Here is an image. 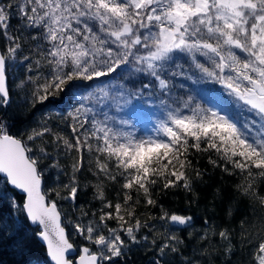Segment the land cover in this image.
I'll return each instance as SVG.
<instances>
[{
    "label": "snow or ice",
    "instance_id": "obj_1",
    "mask_svg": "<svg viewBox=\"0 0 264 264\" xmlns=\"http://www.w3.org/2000/svg\"><path fill=\"white\" fill-rule=\"evenodd\" d=\"M0 37V107L11 104L9 71L19 67L27 105L70 93L78 104L67 112L68 133L48 119L13 133L0 117V206L19 214L9 220L0 211V236L21 237L23 251L27 224L53 264H114L149 240L142 230H155L153 264H171L169 253L187 247L175 233L194 218L169 212L157 197L196 193L209 171L204 159L240 178L235 191L252 215L236 229L205 218L198 258L186 264H212L215 253L245 247L247 264H264V0H0ZM50 170L53 187L45 183ZM86 172L94 182L82 185ZM88 187L99 201L94 210L76 204ZM61 201L79 215L69 218ZM141 208L159 214L142 221ZM225 216L234 218L231 206Z\"/></svg>",
    "mask_w": 264,
    "mask_h": 264
},
{
    "label": "trees",
    "instance_id": "obj_2",
    "mask_svg": "<svg viewBox=\"0 0 264 264\" xmlns=\"http://www.w3.org/2000/svg\"><path fill=\"white\" fill-rule=\"evenodd\" d=\"M13 23H15V20ZM4 43L5 41L3 37H0V45H3ZM25 75V70H21L15 79H11L9 76V83L12 89V100L10 106L0 107V117H3L4 120L12 126L11 131L13 133H17L29 127H36L37 122L43 119H48L50 126L56 128L58 131L65 132L66 127L63 124L65 119L64 121L62 119L65 113V107L67 105L70 107V102L64 106L56 104L55 101L52 104L45 106L37 105L35 108L27 105L25 103L26 89L17 87L20 81L25 78ZM27 75H31V73H27ZM175 82L177 85L179 83H186L191 87L190 82L181 80L180 78H177ZM202 87L219 88V85H202ZM185 91L186 90H179L178 94L184 95ZM57 102L60 101L58 100ZM53 107L57 109L55 113L50 111ZM102 111H108V109L103 106ZM109 114L111 115L112 113L110 112ZM60 159L62 163H67L63 156H61ZM85 160L87 163V156H85ZM200 166L208 168L209 171L203 182L196 183V193L190 194L182 189H173L166 193L159 194L157 197L160 200V203L163 204L164 208L169 212L189 215L194 218L192 225L188 227L187 231H178L175 233L185 238V244L187 247L182 246L181 253H169L168 260L171 261V264H186L188 258H198V250L202 247V245L198 243V236L206 229V225L202 222L205 218H211L213 225L217 226V228L228 227L236 229L237 222L242 217H251L252 215V210L249 207L248 202L243 200L235 191V184L239 182V177H229L226 174L221 173L218 169L213 170L204 159L200 161ZM56 177V170L46 171V186H55V183L57 182ZM59 179L67 182V178L64 176H60ZM81 182L82 185L94 182V178L90 173L86 172L85 177L82 178ZM217 189L220 190V196H215ZM113 194L114 190L109 186V196L111 197ZM78 196L79 198L76 202L78 206H83L89 210H94L99 206V201L93 199V189L90 187L83 188ZM190 201L191 204L189 203ZM229 206H231L235 212V216L232 219H226L225 216V209ZM61 207L68 213V216L73 219L79 215L78 210L74 209L69 201H61ZM0 211L3 212L5 219L10 220L19 216L14 210L13 215L9 216V207L7 203L0 206ZM140 212L143 213L140 217L141 220L148 219V212L157 215L159 214V210L153 208H141ZM17 222L19 223V220ZM153 223L156 224L159 223V221ZM161 223L164 224L163 222ZM157 229L160 231L165 230V228L162 230V228H159L158 226ZM25 231L27 238L25 239L23 251H21L18 244V240L21 237H12L9 234L0 236V264H51L48 260L45 247L39 241L37 236L32 235V228L26 224ZM154 231L155 230L149 231L148 229L142 230L141 235H148L149 240L142 241L139 245H132L130 253L125 257L116 258L114 264H153V261L157 259L158 255L156 247L151 244ZM189 232L193 233L191 238L188 237ZM261 235L264 236V233H261ZM259 238V236L256 237V239ZM238 239L239 238L237 237V240L234 242H238ZM79 240V237L74 236V243ZM213 241L214 245L224 243L223 241H220L218 237H214ZM161 242L162 241L157 238V245ZM194 249L197 250L196 253H194ZM211 259L212 264H228L229 260L231 261V264H247V261L249 260V250L245 247L243 251L237 250L235 254L230 257L224 255L221 250L220 252L215 253Z\"/></svg>",
    "mask_w": 264,
    "mask_h": 264
},
{
    "label": "rangeland",
    "instance_id": "obj_3",
    "mask_svg": "<svg viewBox=\"0 0 264 264\" xmlns=\"http://www.w3.org/2000/svg\"><path fill=\"white\" fill-rule=\"evenodd\" d=\"M21 70H25L23 67H19V68H17V69H11L10 71H9V76H10V78L11 79H15L16 77H17V74H19L20 72H21ZM71 97V93L70 94H68V96H63L61 99H59V101L60 102H57V101H55L56 102V104H60V106H64L65 104H67V103H69L70 102V107H69V105H67L66 107H65V113H64V115H63V121H64V119H65V121L67 120V112L68 111H71L72 109H73V107H75V106H78V104H77V100H74V99H71L70 98ZM71 100V101H70ZM62 101V102H61ZM102 109H103V106H101V111H102ZM50 111H51V109H50ZM49 111V112H50ZM51 112H53V113H55V111H51ZM50 114V113H49ZM103 117L101 116V119H102ZM153 119H155V117L153 118ZM64 121V125H65V133H68L70 130L67 128V125H66V122ZM87 156V155H86ZM69 218H71V217H69ZM143 221V220H142ZM149 223L151 224V223H153V222H151V221H149ZM164 223V222H163ZM157 226L159 227V228H162V230L164 229V228H166L167 227V225H164V224H162L161 223V221H159V223H156V228H157ZM163 226V227H162ZM74 238V235H73V237H72V239Z\"/></svg>",
    "mask_w": 264,
    "mask_h": 264
},
{
    "label": "water",
    "instance_id": "obj_4",
    "mask_svg": "<svg viewBox=\"0 0 264 264\" xmlns=\"http://www.w3.org/2000/svg\"><path fill=\"white\" fill-rule=\"evenodd\" d=\"M181 227H186V226H181ZM39 238V237H38ZM39 241L43 244V246L45 247V249H46V246H45V244H44V242H42V240L39 238ZM47 251V250H46ZM47 257H48V255H47ZM71 257L72 258H74V260H75V258L77 257V253L76 252H73L72 254H71ZM48 260L50 261V263L51 264H53V262L50 260V258L48 257Z\"/></svg>",
    "mask_w": 264,
    "mask_h": 264
}]
</instances>
